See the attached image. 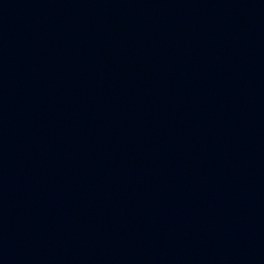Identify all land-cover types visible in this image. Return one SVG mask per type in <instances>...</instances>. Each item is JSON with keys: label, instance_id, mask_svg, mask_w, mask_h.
Masks as SVG:
<instances>
[{"label": "water", "instance_id": "95a60500", "mask_svg": "<svg viewBox=\"0 0 264 264\" xmlns=\"http://www.w3.org/2000/svg\"><path fill=\"white\" fill-rule=\"evenodd\" d=\"M0 107L264 174V0H0Z\"/></svg>", "mask_w": 264, "mask_h": 264}]
</instances>
